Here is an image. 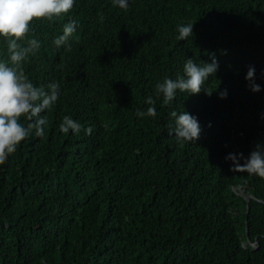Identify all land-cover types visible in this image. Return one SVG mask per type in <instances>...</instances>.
Masks as SVG:
<instances>
[{"label":"trees","instance_id":"trees-1","mask_svg":"<svg viewBox=\"0 0 264 264\" xmlns=\"http://www.w3.org/2000/svg\"><path fill=\"white\" fill-rule=\"evenodd\" d=\"M70 19L71 47L57 48ZM184 22L194 34L179 41ZM30 25L21 43L41 47L23 70L36 85L59 81L61 96L41 113L45 134L33 129L0 163V264H264V177L226 159L242 164L264 142V89L245 79L255 66L264 86V0H130L126 10L76 0ZM211 52L220 63L206 83L212 95L155 97L187 57ZM148 96L157 116L138 118ZM173 110L198 117L195 142L169 134ZM65 115L79 133L60 130Z\"/></svg>","mask_w":264,"mask_h":264},{"label":"clouds","instance_id":"clouds-1","mask_svg":"<svg viewBox=\"0 0 264 264\" xmlns=\"http://www.w3.org/2000/svg\"><path fill=\"white\" fill-rule=\"evenodd\" d=\"M76 0H0V37L5 38L7 45V60H0V163L8 159L10 154L17 150L20 143L29 136L34 129L37 136L45 134L44 126L48 123L47 117L41 115L52 107L61 96L59 81L49 82L47 85H36L23 70V63L34 55L41 47L36 38L27 39L26 34L31 30L30 22L34 18H43L51 21L61 14H67L73 8ZM114 6L128 9L130 0H113ZM78 22L74 19L63 24L62 34L54 39L57 48L71 47L70 37L77 31ZM194 23L184 22L176 26V39L186 41L192 36ZM220 69L219 60L214 52L209 53V61L197 62L193 57H187L183 64L182 74L176 78L165 76L155 85V97H163V103L172 102L177 92H186L187 95L198 94L202 90L207 95L206 83L211 76H215ZM255 66H249L245 79L253 92H260L264 86L256 82ZM228 90L219 92L221 99L228 97ZM148 107L137 109L138 118L157 116L156 99L153 96L146 98ZM24 117L30 123L21 122ZM172 120L169 134L177 142L196 141L201 134V125L196 115L190 112L173 110L170 113ZM81 123L72 116L65 115L59 128L63 133L77 134L81 130ZM242 156V154H240ZM226 159L235 161V167L243 168L250 174L264 177V142L257 143L249 156L241 164L235 153H229Z\"/></svg>","mask_w":264,"mask_h":264},{"label":"water","instance_id":"water-1","mask_svg":"<svg viewBox=\"0 0 264 264\" xmlns=\"http://www.w3.org/2000/svg\"><path fill=\"white\" fill-rule=\"evenodd\" d=\"M250 198H253V196H248V197L245 199L246 202H247V205H246V208H247L246 213L248 212V204H249V200H250ZM245 232L247 233V227H245ZM246 242H247V243L250 242V241H249V238H248L247 235H246Z\"/></svg>","mask_w":264,"mask_h":264}]
</instances>
